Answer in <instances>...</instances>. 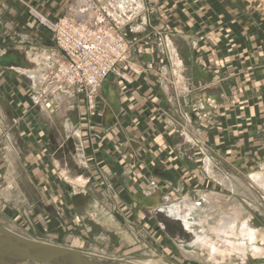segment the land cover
<instances>
[{"label": "crops", "instance_id": "obj_1", "mask_svg": "<svg viewBox=\"0 0 264 264\" xmlns=\"http://www.w3.org/2000/svg\"><path fill=\"white\" fill-rule=\"evenodd\" d=\"M120 1L0 0V177L12 193L9 216L24 210L47 236L81 240L93 224L103 235L118 223L112 206L122 215L146 190L176 195L197 175L200 188L214 186L205 200L220 202L214 192L249 190L236 173L248 161L261 160L252 178L264 180V24L255 16L240 21V0H207L200 15L194 0H179L162 37L161 10L123 0L125 12ZM30 5L49 20L105 9L142 44L132 60L146 61V74L132 84L110 76L96 114L73 90L34 104L32 94L46 89L64 54ZM76 243L55 244L93 253Z\"/></svg>", "mask_w": 264, "mask_h": 264}, {"label": "rangeland", "instance_id": "obj_2", "mask_svg": "<svg viewBox=\"0 0 264 264\" xmlns=\"http://www.w3.org/2000/svg\"><path fill=\"white\" fill-rule=\"evenodd\" d=\"M122 1L123 0L120 2ZM212 2L213 4L216 3L214 0L210 1V3ZM233 2L228 3L227 5L231 6ZM100 3L102 2H98V6ZM146 3H148L149 7H156L161 10L162 13H160V15L161 17L164 15V18H162L164 22L160 27V35L162 34V37L165 35L167 36L169 34V28L167 27L168 25L165 24L169 23L167 22L169 13H180L181 2L179 0H147ZM193 3L194 10L197 9L198 15H200V9L204 10L206 8L207 0H194ZM30 6L33 9H36V7H33L32 5ZM117 7L120 9L121 5ZM97 12V15L90 13L91 18L94 17L93 20L108 21L109 18H112L111 15L105 13L106 10L103 8H99ZM131 13L132 12L129 14ZM34 15L46 18L37 12V9L34 10ZM72 15L73 13L66 12L57 20L64 18V16L70 17ZM245 15L250 18L255 16L262 24H264V0H240V21L244 20L243 18ZM240 26L239 31L245 30L243 22H241ZM127 29L128 27L122 25V32L128 37H131L132 30L131 28ZM135 29L138 30L140 28L135 27L133 30ZM153 37L157 36H152L151 34V38ZM129 41L131 47L130 59H132L133 54L134 56L140 55V41H136L134 36L132 42L131 40ZM140 45L142 46V44ZM141 52L146 54L144 53L146 52L145 50H142ZM164 56L163 53L159 54V61H157V57L155 60L160 63ZM132 62L133 63L131 64L133 66L128 64L123 67L126 79L120 76L115 77L128 84H132L134 77L146 74L148 68L146 61L139 62L133 60ZM52 72L48 78V83L52 76ZM66 91L68 90L65 89L60 92L62 94ZM41 92H43V90L38 91V93ZM49 95L51 96V93H49ZM99 96L100 90L97 98H95L96 106L98 105ZM86 103L88 104V100ZM87 106L89 107V105ZM97 112L98 108L95 114ZM248 162L244 164L242 163L240 167H238L236 173L244 181V185L249 187V190L244 188L241 190V193H235L233 191H227L228 189H224V192H214L215 194H219L220 202L217 200L215 201L214 199L205 200L204 196H210V194L213 193L212 190H214V186L209 182L207 189L200 188V178L198 175L196 176L197 179L194 177L190 180V182L184 187L183 191L176 193V195L172 194V191L167 188L164 191L168 194L161 192L157 193L159 196L155 195L154 197H149L151 194L149 191H151V189H148L146 192H143L145 197L140 196V200L135 196L137 198L138 208L136 206H134L135 208L131 207L130 205L122 206L126 208H120L123 212L121 215L118 213V210L114 208L115 206H112L110 211H112V214L116 217L118 223L111 225V230H105L102 235L98 232V228L93 224L85 232L82 231L85 234L80 238L81 240L78 238L79 233L69 234L68 236L66 235L65 239L69 238V240H62V237L58 238L57 234L47 236L46 232L38 233V230H36L38 227L35 226L34 222H32L28 216L24 215V210L21 212L19 211V213L22 214L18 218H15L17 216H12L11 218L9 216L8 202L10 201L12 193L6 191L7 189L5 188L7 185L5 184L7 182L3 176L2 178L0 177V224L9 229H11L10 227H13L15 230H11L28 238L36 237L46 239L45 242L49 243H72L74 239H76V244L84 245L88 250H91L94 254L102 257L101 259L96 260V262L100 264H147L146 262H149L150 260H160L161 264H264V256L255 258L252 254L239 255L238 252H235L233 253L232 258H225L226 260H224L221 259L220 254L214 250L216 248L227 249L229 244L226 241V238H224L225 235L221 238L220 234L221 224L229 221V218H232L230 215H233L234 213L233 210L237 208L239 209L240 218L242 219L241 232H245L244 225L246 224L253 226L255 229L259 230L260 233L264 232V192L260 186V184L264 183V180L258 181L257 179L255 181L252 178L253 173L262 170L260 169L262 163L261 160L257 161L254 165H249ZM218 163L219 167L225 168L228 172V167L220 164V162ZM188 165H192V167L194 166L191 162ZM192 169L195 168L193 167ZM186 170L187 169H185V171ZM175 189L177 190V187ZM147 196L151 199L149 200ZM168 204L180 209V212H182L186 218H190L189 221L191 220L190 222L192 225L189 227L183 220L169 217V213L163 211L167 208ZM141 208H143L142 212H140ZM97 233L100 234L98 235ZM53 236L56 238L53 239ZM205 236L211 244H204L205 241L203 243L200 242L199 244H195L198 237ZM79 241H81L82 244ZM20 264L51 263H40L34 260H26Z\"/></svg>", "mask_w": 264, "mask_h": 264}, {"label": "built area", "instance_id": "obj_3", "mask_svg": "<svg viewBox=\"0 0 264 264\" xmlns=\"http://www.w3.org/2000/svg\"><path fill=\"white\" fill-rule=\"evenodd\" d=\"M39 18L54 33L64 57L55 65L46 89L33 93L31 100L39 104L49 93L73 90L87 98L89 112L95 114V98L104 81L110 76L126 79L123 67L133 66L130 41L122 32L123 24L113 17L96 21L89 14H73L55 21Z\"/></svg>", "mask_w": 264, "mask_h": 264}, {"label": "water", "instance_id": "obj_4", "mask_svg": "<svg viewBox=\"0 0 264 264\" xmlns=\"http://www.w3.org/2000/svg\"><path fill=\"white\" fill-rule=\"evenodd\" d=\"M102 257L73 247L23 236L0 224V264H20L26 260L51 264H100Z\"/></svg>", "mask_w": 264, "mask_h": 264}, {"label": "bare ground", "instance_id": "obj_5", "mask_svg": "<svg viewBox=\"0 0 264 264\" xmlns=\"http://www.w3.org/2000/svg\"><path fill=\"white\" fill-rule=\"evenodd\" d=\"M125 1V0H124ZM123 11L126 12L127 8L126 5L128 6V3H121L120 4ZM119 6V5H118ZM130 7V6H129ZM125 8V10H124ZM222 182H227L223 181L220 179ZM163 211L169 212L170 217L177 218L183 220L185 223L188 224V226H191V220L189 221L190 218H186L182 212H180V209L173 207L172 205H168L166 209ZM235 218L231 220L230 222H227L225 224H221V238H223V235H225L224 238H226V241L228 242L227 249H214L215 252L220 254V258L226 260L227 258H232L233 253L238 252L239 255H247V254H252L255 258L257 257H262L264 256V232L258 233L255 232V228L253 226L249 227L248 225L245 226V232H241V224H242V219L240 218V212L239 209L235 210ZM193 228V227H192ZM232 232H230V231ZM219 234V235H220ZM207 237H198L195 242V244H199L200 242H204V244L209 243ZM225 241V240H223ZM203 244V245H204ZM202 245V246H203ZM215 248V247H212ZM208 256V255H207ZM210 256V255H209ZM226 258V259H225ZM162 259V257H161ZM232 260V259H231ZM147 264H161L160 260H150L149 262H146ZM221 264V263H220Z\"/></svg>", "mask_w": 264, "mask_h": 264}, {"label": "flooded vegetation", "instance_id": "obj_6", "mask_svg": "<svg viewBox=\"0 0 264 264\" xmlns=\"http://www.w3.org/2000/svg\"><path fill=\"white\" fill-rule=\"evenodd\" d=\"M176 219V218H175Z\"/></svg>", "mask_w": 264, "mask_h": 264}]
</instances>
